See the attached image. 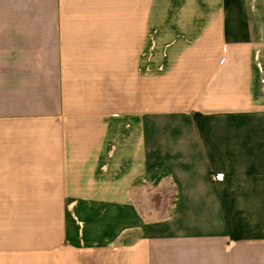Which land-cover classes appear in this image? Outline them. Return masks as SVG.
Returning <instances> with one entry per match:
<instances>
[{
  "label": "crops",
  "instance_id": "1",
  "mask_svg": "<svg viewBox=\"0 0 264 264\" xmlns=\"http://www.w3.org/2000/svg\"><path fill=\"white\" fill-rule=\"evenodd\" d=\"M0 264H264V0H0Z\"/></svg>",
  "mask_w": 264,
  "mask_h": 264
}]
</instances>
